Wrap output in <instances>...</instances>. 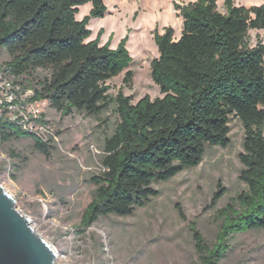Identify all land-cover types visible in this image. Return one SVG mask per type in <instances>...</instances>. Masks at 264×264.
<instances>
[{"label": "trees", "instance_id": "obj_1", "mask_svg": "<svg viewBox=\"0 0 264 264\" xmlns=\"http://www.w3.org/2000/svg\"><path fill=\"white\" fill-rule=\"evenodd\" d=\"M105 2L0 0V57H9L0 69L23 77L34 99L48 101L62 116L98 118L115 106L119 121L105 139V171L91 179L96 189L82 219L85 230L102 217L134 216L160 195L155 184L198 167L208 149L230 147V124L238 119L245 133L239 178L246 191L219 211L215 244L193 229L197 264H220L236 235L264 230V42L252 47L249 41L251 30L264 31V4L248 9L225 0L226 14L218 0L175 6L183 19L180 39L170 27L154 32L159 58L151 65L152 80L163 97L146 96L134 105L123 91L112 97L108 84L125 73V86L133 87L129 36L116 49L112 39L102 45L104 29L90 41L91 21L108 14ZM87 4L92 9L80 21ZM22 139H32L47 159L56 148L0 119L2 144ZM220 198L216 193L213 204Z\"/></svg>", "mask_w": 264, "mask_h": 264}, {"label": "rangeland", "instance_id": "obj_2", "mask_svg": "<svg viewBox=\"0 0 264 264\" xmlns=\"http://www.w3.org/2000/svg\"><path fill=\"white\" fill-rule=\"evenodd\" d=\"M194 1H106L108 14L91 21L90 41L104 29L102 45L112 39V48L116 49L128 35L127 48L133 49L129 52L134 59L128 69L134 74L133 87L125 86L123 73L108 83L112 97L123 91L132 97L134 105L146 96L152 100L163 97L152 80L151 65L159 58L154 32L163 34L170 27L175 31V40L180 39L183 19L175 6ZM234 3L250 9L262 6L264 0ZM91 9V4L82 6L78 20L88 16ZM218 10L226 14L225 0H218ZM249 41L252 47L264 42V31L251 30ZM8 60L3 53L0 67ZM44 112L60 133V144L47 159L34 150L32 139L0 142V185L13 197L16 208L30 219L36 233L53 246L57 253L55 264H197L193 229L210 246L215 244L221 226L219 211L246 191L239 178L245 133L242 123L233 118L230 147L208 149L198 167L155 184L160 195L134 216L109 215L82 229L84 213L96 189L91 179L105 171V139L115 133L119 117L114 105L98 118L79 113L62 116L48 106ZM12 151L26 161L19 162ZM218 192L221 198L213 204ZM231 245L220 264H264V230L236 235Z\"/></svg>", "mask_w": 264, "mask_h": 264}, {"label": "water", "instance_id": "obj_3", "mask_svg": "<svg viewBox=\"0 0 264 264\" xmlns=\"http://www.w3.org/2000/svg\"><path fill=\"white\" fill-rule=\"evenodd\" d=\"M57 253L0 187V264H55Z\"/></svg>", "mask_w": 264, "mask_h": 264}, {"label": "built area", "instance_id": "obj_4", "mask_svg": "<svg viewBox=\"0 0 264 264\" xmlns=\"http://www.w3.org/2000/svg\"><path fill=\"white\" fill-rule=\"evenodd\" d=\"M34 98L35 91L27 88L23 77L17 78L0 69V119L15 124L43 143L57 146L61 135L44 112L50 105Z\"/></svg>", "mask_w": 264, "mask_h": 264}, {"label": "bare ground", "instance_id": "obj_5", "mask_svg": "<svg viewBox=\"0 0 264 264\" xmlns=\"http://www.w3.org/2000/svg\"><path fill=\"white\" fill-rule=\"evenodd\" d=\"M107 1V0H106ZM106 3V2H105ZM81 9V8H80ZM80 14V13H79ZM77 18H78V16H77ZM129 50H131V52H133V49L131 48V49H129ZM130 54H132V53H130ZM0 187H2L1 185H0ZM3 188V187H2ZM4 189V188H3ZM5 190V189H4ZM6 192V191H5ZM7 193V192H6Z\"/></svg>", "mask_w": 264, "mask_h": 264}]
</instances>
